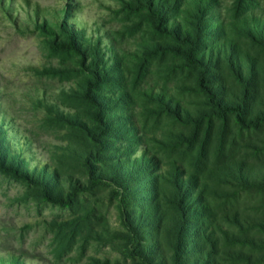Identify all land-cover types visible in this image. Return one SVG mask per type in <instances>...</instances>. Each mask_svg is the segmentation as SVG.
Returning a JSON list of instances; mask_svg holds the SVG:
<instances>
[{
	"label": "rangeland",
	"instance_id": "374dc122",
	"mask_svg": "<svg viewBox=\"0 0 264 264\" xmlns=\"http://www.w3.org/2000/svg\"><path fill=\"white\" fill-rule=\"evenodd\" d=\"M72 1L77 6L68 0H0L2 153L6 136L14 149L21 143L31 166L55 174L46 178L50 195L63 192L61 202L48 200L35 181L38 174L26 175L19 163L15 168L21 171L11 170L0 157V264L11 259L22 264H173V196L185 192L189 215L181 264H264V186H255L264 182V122L241 128L231 115L221 119L211 113L194 73L178 58L148 50L147 45L167 39L141 9L129 6L131 0ZM221 1L225 19L238 20L233 0ZM246 1L264 12V0ZM80 35L87 45L104 47V58L113 46L123 70L119 81L129 99L118 104L123 108L117 113H130L136 130L127 126L128 118H113L108 148L100 163H92L104 177L119 168L130 177L126 207L111 193L109 180L70 194V184L88 185L79 157L95 149L84 125H95L93 115L102 110L84 90L94 87L89 58L63 46L75 45L68 41ZM238 40L257 67L247 102L250 118L264 114V50ZM218 72L220 96L236 101L238 84L226 68ZM149 89L177 100L182 118L161 111L156 99L144 95ZM133 158L147 164L128 170ZM118 190L126 192L125 186ZM127 219L138 231L137 243L130 240ZM134 248L142 249L150 263Z\"/></svg>",
	"mask_w": 264,
	"mask_h": 264
},
{
	"label": "trees",
	"instance_id": "16d2710c",
	"mask_svg": "<svg viewBox=\"0 0 264 264\" xmlns=\"http://www.w3.org/2000/svg\"><path fill=\"white\" fill-rule=\"evenodd\" d=\"M68 3L74 7L77 6L72 0H68ZM233 3L236 11H240V18L233 22L225 19L221 0H131L129 6L134 10L141 9V13L153 25L157 34L159 33L161 37L167 39L163 44L147 45L148 50L153 55L170 54L180 60L181 66L189 68L195 75L196 86L204 94L206 104L210 108L211 113L221 119L231 115L241 128H257L264 122V114L250 118L246 116L247 102L249 95H251L250 83L254 72L257 71V67H255L256 63L252 55L239 45L238 39L242 37L252 46L257 47L259 50H264V12L260 11L262 7H256L246 0H233ZM70 22L66 21L65 24L70 29L75 30L76 25H72ZM80 36H83V38L72 37L71 41H68L75 45L67 44L63 46L67 49L74 46L84 56L89 58L88 70H90L92 75L94 87L85 88L84 90L86 97L90 99L91 103H95L98 107L100 106L103 111L98 109L94 113L95 125H84L87 128V135L91 138V145L95 149L94 152H84L82 157H79L81 164L86 169L85 174L88 185L84 186L79 182L72 183L70 184L72 186L70 194L104 184L109 180V183L112 184L111 193L119 200L121 207H126L129 204L128 193H130V191H126V185L130 177L123 175L124 171L120 168L121 172H111V176L104 177L100 171H98L99 173L95 172L97 169L93 167L92 163H100V154L108 148L109 141L105 138H110L112 130H114L112 119L122 116L123 118H128L130 123L132 122L130 113H117L118 109L123 108L118 104H126L125 101L129 99L128 92L124 90L125 86L121 85L119 81L123 76V70L113 46L110 45L109 57L104 58L102 54L104 47L99 45L98 42V45H87L84 35ZM110 60H112L111 63ZM223 67L226 68L231 78L239 86V97L236 101L224 100L220 96V90H223L222 85H215L217 81H221V75L218 71ZM93 91H98L99 93L95 94ZM144 95L156 99L155 101L160 104L158 108L164 113L175 118H182V105L164 90L157 89L155 91L149 89V91L144 92ZM112 103L115 106L113 108L109 107ZM67 120L70 121V119ZM198 120L194 119V122ZM72 122L78 124L77 120ZM127 126L132 130H136L132 123ZM130 134H132L131 131ZM4 144L7 145V149L5 153H2L3 147L0 145V157L8 160L11 165L9 168L13 170L12 168H15V164L18 165L17 163H19L23 166L26 175H30V173L38 174L35 177V181L43 186L44 197L55 203L61 202L60 193L63 195L62 191L51 193V195L48 191L50 183L47 179L53 176L55 179L52 169H47L39 164L31 166L27 162V158L24 155L25 147L21 143L14 149L10 139L6 136ZM140 157L147 160L145 155L142 156L141 154ZM130 163L128 170L137 169L139 166L142 167L147 164L142 163V165H139L135 158ZM111 166H106V168L110 169L112 168ZM15 169L17 172L18 170L21 171L19 168ZM176 180L179 187L178 181L181 180L180 177ZM258 185L264 186V182L255 186ZM117 186L122 189L125 186L126 192L119 191ZM186 194V192L179 195L174 193L173 196V208L177 216L174 230L173 264H181L185 223L189 215L187 202L185 201ZM127 220H124V224L131 232L130 240L137 243L138 240L135 236L138 231L130 224L129 219ZM214 240L215 238L212 239V241ZM133 251L137 253L139 258H143L150 263L148 256L143 253L142 249L134 248ZM7 262L8 264H22L13 259Z\"/></svg>",
	"mask_w": 264,
	"mask_h": 264
}]
</instances>
